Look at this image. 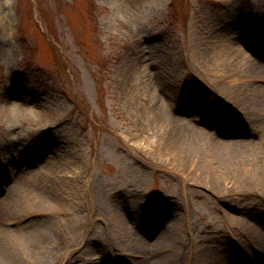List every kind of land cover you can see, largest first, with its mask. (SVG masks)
Returning <instances> with one entry per match:
<instances>
[{"label": "rangeland", "instance_id": "374dc122", "mask_svg": "<svg viewBox=\"0 0 264 264\" xmlns=\"http://www.w3.org/2000/svg\"><path fill=\"white\" fill-rule=\"evenodd\" d=\"M207 38L238 45L248 64L263 67L264 0H0V101L24 99L35 109L12 120L0 112V177L7 171L22 192L38 191L39 180L21 179L23 170L56 162L51 180L69 200L78 197L82 215L68 244L85 247L77 252L87 264L122 247L107 231L121 220L133 240L151 223L177 222L173 264H215L216 255L220 264H239L240 250L245 261L264 257V235L246 234L248 217L264 219V184H246L230 165L215 162L202 170L219 176L210 197L212 183L187 188L186 170L160 154L158 116L185 138L194 125L225 142L251 138L264 164L263 131L234 101L217 107L224 72L206 65ZM244 85L239 98L248 93ZM11 188L0 183V199ZM17 193L0 203V217L9 215ZM141 212L166 217L152 222ZM32 219L23 222L45 225Z\"/></svg>", "mask_w": 264, "mask_h": 264}, {"label": "bare ground", "instance_id": "6f19581e", "mask_svg": "<svg viewBox=\"0 0 264 264\" xmlns=\"http://www.w3.org/2000/svg\"><path fill=\"white\" fill-rule=\"evenodd\" d=\"M204 43L208 46L211 45L208 49L210 57L206 59V65L211 70L225 73L222 72L223 74L220 76L222 83L215 84L220 96L217 103L218 109L221 107V101L225 106L231 103L229 100L234 101L232 105L238 109L239 113L246 115L252 125L260 128L264 136V66L248 64V61L251 60L244 56L238 45L231 48L224 40L213 41L212 43L210 38L205 39ZM243 80H245L243 85L248 83V93L245 98H239L240 90L243 89V85L240 83ZM148 88L155 89L153 85L149 84ZM157 91L158 89L153 91L155 96ZM26 104L24 99L16 103L4 99L0 101V112L7 115L10 120L21 118L25 114H29L28 111L30 110L32 113L35 112L33 107H28ZM161 119V117H157V124L162 128L164 134L161 137L160 154L162 157L171 160L177 159V161L173 160L175 163L178 162L174 166L175 169H179L180 172L182 169L186 170L188 176L183 175V181L187 188L197 189V186L201 187L202 181L205 183L208 181L212 183L213 190L209 188V193L207 189L205 195L208 193L210 197L215 195L216 190L220 189L217 172L212 169H208L206 172L202 171L204 166H210L211 163L214 164L215 162L230 165L240 178L244 177L242 180L246 184L253 185V182L264 184L263 153L256 149V143L251 138L241 144L225 142L220 139L221 135L218 137L205 135L196 125L192 126L189 135L185 138L183 132L178 133L175 130V124L172 120L168 119L169 122L161 125ZM173 119L178 124L184 122V120L176 117ZM236 119L239 118L236 117ZM236 119L234 118L237 123H242ZM177 137L185 141L180 143L177 141L179 140ZM57 166L58 164L52 161L42 164L35 171L26 172L28 168L23 170L26 176L21 179L35 180L36 182L39 180L40 189L38 191L29 189L22 192L23 189L17 186L18 183L15 185L13 182L15 181L14 175L7 171L0 177L4 178L5 183L7 180L12 182L9 194L7 191L0 199V203L7 204L8 198L13 193L18 192L16 198L8 204L9 215L5 218L6 215L1 214L0 217V264H87L83 255L80 254L85 247L83 250H81L82 246L78 249H70L68 244L67 236L69 233L72 234L80 225L82 215L80 214V203L76 200L78 197L70 194L72 200H69L58 182L54 183L51 180L53 175L57 174ZM4 182L3 184H5ZM12 206L13 211H10ZM224 216L227 219H233L230 213H224ZM27 217L34 218L32 220L45 219V225L35 228L33 223L23 222ZM165 217L166 212H155L149 216V219L152 222H159ZM236 220L239 222L238 218ZM252 220L254 218L248 217L246 219L248 233H255V238L259 237L258 235H264V226H260L262 221L254 220L252 222ZM113 223L107 225V231L110 233L108 241L120 242L122 247L120 249L115 248L111 252H100L102 253H99L101 257H96L89 264H123V260H120L122 257L136 259L141 264H173L170 255L179 249L178 243L173 241L174 235L178 234L175 231L179 227L177 222L172 223L170 227L160 224L153 227L155 224L151 223V230L145 232L144 238L139 237L136 240H133L132 233L125 224H122V220L120 221L121 224L117 226ZM78 250L80 253L77 252ZM74 254H77L76 257ZM159 254L160 256H158ZM217 256L213 258L214 263L220 264ZM103 257L106 260H103ZM246 257L244 258L246 259ZM85 258L88 259V257ZM209 260L207 259V261ZM126 262L130 264L127 260ZM245 263L260 264L254 263L252 260H247Z\"/></svg>", "mask_w": 264, "mask_h": 264}]
</instances>
